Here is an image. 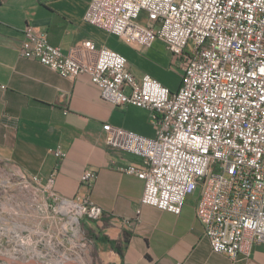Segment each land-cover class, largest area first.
I'll return each instance as SVG.
<instances>
[{"label":"built area","instance_id":"obj_1","mask_svg":"<svg viewBox=\"0 0 264 264\" xmlns=\"http://www.w3.org/2000/svg\"><path fill=\"white\" fill-rule=\"evenodd\" d=\"M83 20L130 47L160 40L180 64L178 90L134 75L122 55L91 41L83 61L64 54L29 26L20 56L63 78L87 73L114 107L150 112L153 138L102 127L108 149L138 158L117 170L143 181L141 205L179 215L196 195L214 252L233 260L264 244V0H91ZM95 178L84 170L80 185ZM50 197L78 222L104 214L86 195Z\"/></svg>","mask_w":264,"mask_h":264},{"label":"crops","instance_id":"obj_2","mask_svg":"<svg viewBox=\"0 0 264 264\" xmlns=\"http://www.w3.org/2000/svg\"><path fill=\"white\" fill-rule=\"evenodd\" d=\"M91 0H0V160L58 198L87 196L103 210L82 221L89 264H264V244L231 260L214 252L195 215L196 195L179 215L141 205L144 183L117 167L138 162L105 145L103 125L145 138L155 136L150 112L114 107L100 97L87 73L63 78L39 62L20 56L23 30L46 34L50 45L83 61L82 45L91 41L122 55L136 76L147 74L170 91L180 86L181 68L160 40L134 48L84 22ZM60 150L58 159L54 152ZM84 170L96 178L80 185ZM107 237L119 242L122 255Z\"/></svg>","mask_w":264,"mask_h":264},{"label":"rangeland","instance_id":"obj_3","mask_svg":"<svg viewBox=\"0 0 264 264\" xmlns=\"http://www.w3.org/2000/svg\"><path fill=\"white\" fill-rule=\"evenodd\" d=\"M69 216L43 185L0 160L1 256L20 264H58L62 258L89 264L82 220L70 223Z\"/></svg>","mask_w":264,"mask_h":264},{"label":"bare ground","instance_id":"obj_4","mask_svg":"<svg viewBox=\"0 0 264 264\" xmlns=\"http://www.w3.org/2000/svg\"><path fill=\"white\" fill-rule=\"evenodd\" d=\"M65 210V208H62ZM75 221H78L75 217H70V223H74ZM1 256V255H0ZM5 257V256H4ZM3 258L4 262H7V264H20V262L17 263V261L13 260V258H10V257H7V258ZM70 259H67V258H62L61 261L58 263V264H82V263H79V262H76V263H71L69 262ZM59 261V260H58ZM37 264L36 262L34 261H31V263L29 264ZM22 264V263H21ZM57 264V263H56Z\"/></svg>","mask_w":264,"mask_h":264},{"label":"trees","instance_id":"obj_5","mask_svg":"<svg viewBox=\"0 0 264 264\" xmlns=\"http://www.w3.org/2000/svg\"><path fill=\"white\" fill-rule=\"evenodd\" d=\"M99 241L103 242V243H107L109 244V246L111 247V249L113 251H115L116 253H118L120 256L122 255V246L119 242L110 240L109 238L103 236V237H98L97 238Z\"/></svg>","mask_w":264,"mask_h":264},{"label":"water","instance_id":"obj_6","mask_svg":"<svg viewBox=\"0 0 264 264\" xmlns=\"http://www.w3.org/2000/svg\"><path fill=\"white\" fill-rule=\"evenodd\" d=\"M0 259L3 260L2 256H0Z\"/></svg>","mask_w":264,"mask_h":264}]
</instances>
